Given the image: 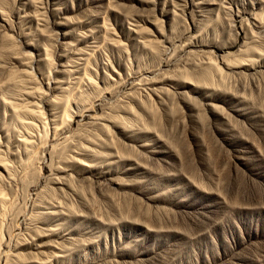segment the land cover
Segmentation results:
<instances>
[{
    "label": "rangeland",
    "instance_id": "rangeland-1",
    "mask_svg": "<svg viewBox=\"0 0 264 264\" xmlns=\"http://www.w3.org/2000/svg\"><path fill=\"white\" fill-rule=\"evenodd\" d=\"M0 264H264V0H0Z\"/></svg>",
    "mask_w": 264,
    "mask_h": 264
}]
</instances>
